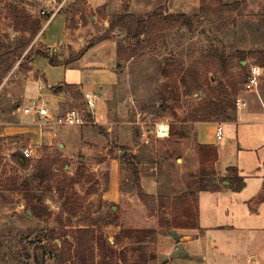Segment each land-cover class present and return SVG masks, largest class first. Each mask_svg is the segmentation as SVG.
<instances>
[{
  "label": "rangeland",
  "instance_id": "rangeland-1",
  "mask_svg": "<svg viewBox=\"0 0 264 264\" xmlns=\"http://www.w3.org/2000/svg\"><path fill=\"white\" fill-rule=\"evenodd\" d=\"M103 1L90 0L93 6H99ZM108 1V9H90L84 0L53 2L55 10L62 9L68 26L67 46L70 50L65 60L76 57L92 43L93 46L101 43L97 41L108 34L111 17L118 14L117 9L123 12L125 5H129L130 12L142 15L158 8L168 13L185 10L189 15L199 14L201 22L192 30L180 28L163 37L155 36L151 43L136 47V55L128 61L116 56L114 69L119 81L105 102L107 119L103 123L93 121L82 126L86 133H83L84 141L77 143L74 153L68 154L57 143L38 146L36 139L25 131L32 126L23 114L27 95L23 96L31 62L25 56L32 57L37 51L46 49L42 44H34L40 32L23 55L8 52L22 42L26 21L41 20L43 28L52 7L51 0H0V264H59V251L52 250V231L72 243L67 264H82L75 252V243L79 229L83 227H94L111 244L122 230L152 229L143 246L148 257L155 256V259L148 258V264H167L160 255L157 230L154 229L164 218L158 211H153L154 207L147 208L138 196L132 172L134 165L140 174L143 193L156 198L168 197L170 201L185 192H198L202 187L210 190L223 187L232 176L230 167H237L246 183L239 195L250 198L264 176V119L258 115L250 121V110L263 109L264 75L256 93L250 90L247 82L236 79L235 86L228 83L230 79L217 71L216 64L219 56L224 55L230 62L231 73L237 75L241 72L237 51L264 50V0H206L210 9L216 8L221 1L229 5L224 11L206 14L201 13V0ZM110 41L115 42L116 50L118 44L132 46L135 50V41L127 40L120 30L105 40ZM165 58L182 63L184 69L195 70L203 90L184 95L179 80L163 77L161 69ZM245 62L246 75L250 64L259 65L257 57L248 56ZM8 64L12 67L3 74ZM221 83L227 88L223 93L226 102L233 105L240 100L247 103L250 110L248 112L245 107L238 111L236 106L235 122L223 121L225 115L221 110L212 111L215 122L222 124L221 140L216 138L215 122H203L205 142L217 144L218 168L213 158L214 150L197 142L200 122L189 116L213 97L221 96L218 89ZM30 84H33L34 93L38 91L39 83L33 81ZM81 105L80 99L70 107ZM94 111L97 117L102 114L98 106ZM162 122L170 124L167 138L155 135V125ZM147 128L149 142L145 143L141 135ZM28 146L37 149V156L28 158L29 164L24 166L14 155ZM46 156H58L60 160L54 166L55 176L39 181L34 177L37 162ZM116 191L124 194L122 201L115 200ZM202 197L205 198H201V206L209 214L213 205L206 197L210 194ZM130 198L138 199V203L144 205L147 218L153 219L151 224L146 218L136 219L135 216L124 223ZM254 201V215L248 204L236 202L229 206V213H219L218 224L223 228L217 232L237 230L236 236L239 232L244 234L243 239H235L232 244L225 241L226 236L222 237L223 241L218 243V251L214 253V258L221 260L220 264L230 261L236 250L237 253L243 251L246 264H251L252 258L259 260L258 251L264 245V201L258 202L257 197ZM218 206V212L226 208L222 202ZM132 207L133 214H138L142 208L141 205ZM183 210L167 211L168 219L177 227H183L194 218V211L186 214ZM167 232L165 226L160 230L161 235ZM135 235L121 237V244L110 253L119 263L130 261L135 255L133 248L136 245L129 244ZM211 235L207 236L208 240ZM54 242L60 244L58 238ZM207 259L208 264H212L213 257Z\"/></svg>",
  "mask_w": 264,
  "mask_h": 264
},
{
  "label": "crops",
  "instance_id": "crops-1",
  "mask_svg": "<svg viewBox=\"0 0 264 264\" xmlns=\"http://www.w3.org/2000/svg\"><path fill=\"white\" fill-rule=\"evenodd\" d=\"M53 2L56 0H51V9L48 13L53 15L55 7ZM108 0H104L99 6H93L90 0H85V4L90 9H97L101 7H107L108 9ZM183 6V5H182ZM116 7H119L117 4ZM121 9L116 13H120ZM173 12H177L173 10ZM187 13V11H181ZM67 37H68V26L66 18L62 13V9H59L57 13L48 20L43 26L42 30L36 38L34 44H42L49 52L54 55L61 63L65 62V56L69 52V47L67 46ZM116 45L115 42H101L98 45H95L89 48L79 59L68 64V65H57L53 66L50 64L49 59L44 56H34L30 62V69L28 72V77L26 78L25 83V93L23 98L26 97V105L29 106L33 101L40 100L43 105L49 109V111L54 115H58L67 109L71 108L70 106L75 101L82 100L83 94L88 92L93 94L97 99V106L102 110L99 116H95L96 123H100L107 119L106 110V99L109 94H111L118 84V73L114 69L116 63ZM107 63V65H105ZM39 83L38 91L33 92V84L31 82ZM66 85H74L78 88L73 90V93L77 91L80 92L81 98H78L72 94V90L63 89L60 92H55L53 87L62 86L63 88ZM248 107V104L245 103L244 106L240 107L238 111H241L242 108ZM250 108L248 107L247 111L249 112ZM262 115L264 119V105L263 109H260L258 112H252L250 110V121H254L255 117ZM25 118L32 126L27 128L25 131L36 139V142L39 143L38 146H52L53 144H58V146L63 147V150L72 154L76 150L77 143L84 141L85 130L84 127H59L55 125H49L45 128H39L35 124V118L32 115H25ZM103 123V122H102ZM107 122H104L106 124ZM217 126V123H213ZM203 122H200L197 127V142L200 145H210L217 147L216 143L205 142L203 138V128L201 127ZM86 134V133H85ZM218 152V150H217ZM219 159V154H218ZM218 166V160L216 161ZM237 168V167H235ZM238 170V168H237ZM240 175V172L238 170ZM252 174V172H250ZM242 176V175H240ZM243 177V176H242ZM260 177V176H259ZM244 178V177H243ZM246 183L244 180V187L241 190L235 191L232 189L229 184H225L223 187L216 190H203L197 193V218L195 221V226L191 227H177L173 229H168L167 234L161 235L160 230L163 227H154L157 230L156 238L158 236V245L161 248L160 255L164 256L165 262L167 264H208V258L213 257L212 264H220L221 260L214 258L215 251H218V243L223 241L222 237L226 236V242L232 244L233 241L241 240L244 238V234L239 232L236 236L237 230L228 231L224 233L217 232L218 229H222L223 226L218 224V218L220 217L219 213H229V206L233 202L248 204L250 206V213L254 215L255 203L254 201L257 197L258 202L264 201V176L261 177V182L257 189L250 194V198H243L239 194L245 188ZM210 194L208 200L212 203L210 207L209 214H206L204 209L201 206L202 196ZM234 194H237L236 196ZM116 199L122 201L124 194L122 192H115ZM131 199V198H130ZM138 199L130 200L129 206L127 208L128 212L126 213V219L124 223L129 222L132 219V216L136 219L148 220V224L153 222V219H149L146 216V209L144 205L139 204ZM137 201V202H136ZM226 207L225 210L218 212V203ZM142 208L139 209L138 214L134 212L133 207ZM215 207V208H214ZM144 208V209H143ZM248 216V215H247ZM234 228V226H231ZM170 231H173L176 235L180 237V242L182 243V248L186 253L173 255L177 249V241L172 237ZM209 240L207 236H210ZM222 234V235H221ZM160 236V237H159ZM224 241V242H225ZM215 243L214 245L212 243ZM237 251V250H236ZM234 253L230 257V261H227L226 264H246L244 262L243 251L241 253ZM260 258L255 260L252 258L251 264H259L264 262V245L261 246L258 251ZM254 255V252H251ZM250 254V255H251ZM254 257V256H253ZM168 259V260H167Z\"/></svg>",
  "mask_w": 264,
  "mask_h": 264
},
{
  "label": "trees",
  "instance_id": "trees-1",
  "mask_svg": "<svg viewBox=\"0 0 264 264\" xmlns=\"http://www.w3.org/2000/svg\"><path fill=\"white\" fill-rule=\"evenodd\" d=\"M85 1V0H84ZM85 3V2H84ZM201 13L206 14L209 11L213 12H221L228 8L229 5L223 3L214 8L210 9L206 5V0H201ZM50 14L46 16L48 19ZM201 22V16L199 14L189 15L185 13H168L163 8L155 9L152 12H149L145 15L137 14L129 11V5L124 6V11L120 12L111 17V21L109 24L108 34L101 37L97 42H102L105 40H109L110 36L116 30H120L124 32L125 38L128 40L135 41V50L132 49V46H125L123 44L117 45V57L120 60L128 61L131 58H134L136 55V47L145 45V42L151 43V40L155 36H165L168 32H175L180 28H187L188 30H192L195 27V24ZM42 22L41 20H29L24 23L22 28V42L13 50L8 52H18L19 56L23 55L26 49L30 46L33 38L41 31ZM29 34L30 36L27 38L25 34ZM147 44V43H146ZM153 44V43H152ZM93 43L90 44L87 48L80 51V53L76 57H70L65 62L61 63L54 55H52L48 49L37 51L34 56H44L49 59V62L53 66L57 65H68L77 59H79L89 48L93 47ZM154 45V44H153ZM163 45L167 46L166 42L163 41ZM150 46V45H149ZM236 57L239 58V66L241 68V72L237 75H233L230 71L229 60L221 55L216 61L217 71L222 74V76L230 79L228 83H231L235 86L238 82L246 83L247 76L245 74L246 65H243L242 62L247 60L248 56L257 57V61L259 62V66L264 68V50H250L249 52L245 51H237ZM31 55L25 56V58L33 57ZM121 63H118V65ZM12 66L10 64L7 65V68L3 71V74H6ZM29 71V70H28ZM161 73L164 78L168 80L170 78H175V80H179L181 87L183 88L184 95H191L203 90V84L200 81V77L196 73L195 70L192 69H184L183 64L178 61L165 58L164 67L161 69ZM236 81V82H235ZM170 87V83L167 84ZM78 87L74 85H66L64 88L62 86L53 87L55 92H60L63 89L76 90ZM218 89L221 91V96L217 98H212L208 103L198 107L193 111V114L189 117L195 122H215L213 118V110L220 112L222 111L223 121L235 122L237 119V107L236 102L233 105H230L229 102H226V98L223 97V93L227 89L225 85L222 83L219 84ZM74 96L81 98L80 92L77 91L74 93ZM162 99H165L164 97ZM229 103V104H228ZM166 107V106H165ZM212 109V110H211ZM209 149L214 150V161L218 160V152L214 146L204 145ZM15 160L22 161L24 166H28L29 159L25 158L21 153H17L14 155ZM60 158L58 156H46L41 158L37 162V167L34 173V177L42 181L44 179H51L55 176L54 166L58 164ZM229 171L232 172V176L227 179L229 182V186L235 191L241 190L244 187V178L239 175L237 168L230 167ZM132 172L134 176V181L136 184V189L138 191V196L141 198L143 204L153 211H158L161 214V217L164 218L162 220V224L160 227H166L168 229L176 228L175 223L168 219L167 211L169 209H175L176 211L180 208H183L184 212L187 214H191V212H195L194 218L189 223H185L183 227H191L195 226V221L197 218V193L203 190H210L206 187H202L197 191L185 192L175 198L168 199V197H154L148 196L143 193L140 183V174L136 165L132 167ZM218 189V188H216ZM213 189V190H216ZM155 205V206H154ZM34 206V205H33ZM156 207V208H155ZM52 235L50 236V240L53 243L54 251H59L58 262L59 264H67L70 260L72 243L65 241L62 239L61 235L52 231ZM153 232L152 229H136L130 230L125 229L120 231L115 235L114 243L111 244L106 237L99 232L94 227H83L79 229L78 235L76 237L75 243V252L80 257L82 264H148L149 260L155 259V256L152 255L148 257L145 246L147 242V236ZM135 233L136 237L131 238L132 241L129 244H134L136 247L133 249L132 255L133 258L130 261H126L125 263H119L118 260H115L113 256H111V252H114V247L119 245V239L128 238L129 235ZM128 234V236H127ZM60 240V244L54 242L55 239ZM121 240V239H120ZM121 244V243H120Z\"/></svg>",
  "mask_w": 264,
  "mask_h": 264
},
{
  "label": "built area",
  "instance_id": "built-area-1",
  "mask_svg": "<svg viewBox=\"0 0 264 264\" xmlns=\"http://www.w3.org/2000/svg\"><path fill=\"white\" fill-rule=\"evenodd\" d=\"M66 1V0H64ZM56 9L53 15H50L47 19L50 20L59 10ZM45 14V11H42ZM15 72V71H14ZM264 75V69L256 64H250L248 76H247V86L253 92H258V87L260 85L261 79ZM243 101L238 100L236 106L238 108L244 106ZM97 106V100L95 96L91 93H84L82 98V105L80 107L69 108L66 111L54 116L48 108H46L40 100L33 101L29 106L23 108V114L32 115L35 118V124L39 128H45L49 125H55L59 127H78L84 126L89 123H96L95 116L96 113L94 108ZM155 135L158 138H167L170 134V124L169 123H157L155 125ZM149 128L144 129L142 133V138L145 143H148L147 133ZM223 137V128L221 123H217L216 126V138L221 140ZM37 149L33 146H28L21 149V154L25 158H32L37 156ZM264 264V262L259 263Z\"/></svg>",
  "mask_w": 264,
  "mask_h": 264
},
{
  "label": "water",
  "instance_id": "water-1",
  "mask_svg": "<svg viewBox=\"0 0 264 264\" xmlns=\"http://www.w3.org/2000/svg\"><path fill=\"white\" fill-rule=\"evenodd\" d=\"M243 65L246 64L245 61L242 62ZM225 184H229L228 182ZM170 234L172 235V237L177 241V249L176 251L173 253V255H178V254H184L186 253L185 250L182 248V243L180 242V237L178 235H176L173 231H170ZM168 260V259H167Z\"/></svg>",
  "mask_w": 264,
  "mask_h": 264
}]
</instances>
